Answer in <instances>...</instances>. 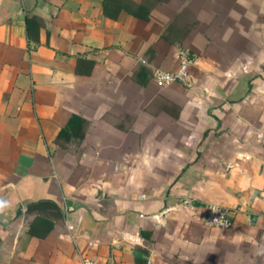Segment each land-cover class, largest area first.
Segmentation results:
<instances>
[{
	"label": "crops",
	"instance_id": "obj_1",
	"mask_svg": "<svg viewBox=\"0 0 264 264\" xmlns=\"http://www.w3.org/2000/svg\"><path fill=\"white\" fill-rule=\"evenodd\" d=\"M85 258L264 264V0H0V264Z\"/></svg>",
	"mask_w": 264,
	"mask_h": 264
},
{
	"label": "built area",
	"instance_id": "obj_2",
	"mask_svg": "<svg viewBox=\"0 0 264 264\" xmlns=\"http://www.w3.org/2000/svg\"><path fill=\"white\" fill-rule=\"evenodd\" d=\"M194 59L189 56L186 49L179 51V67L176 71H167L157 68L155 71L156 79L166 85L174 82H185L189 77L190 67L193 65ZM205 223L209 226L228 228L233 224L231 212L228 208L210 204L206 209ZM82 264H114L110 261H100L92 258H85ZM150 264V263H147Z\"/></svg>",
	"mask_w": 264,
	"mask_h": 264
},
{
	"label": "trees",
	"instance_id": "obj_3",
	"mask_svg": "<svg viewBox=\"0 0 264 264\" xmlns=\"http://www.w3.org/2000/svg\"><path fill=\"white\" fill-rule=\"evenodd\" d=\"M105 9H106V7H105Z\"/></svg>",
	"mask_w": 264,
	"mask_h": 264
}]
</instances>
